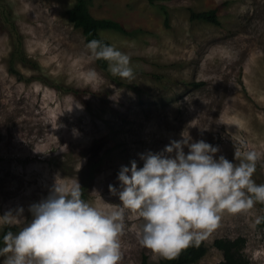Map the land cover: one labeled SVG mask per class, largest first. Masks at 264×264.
Here are the masks:
<instances>
[{"label": "rangeland", "instance_id": "1", "mask_svg": "<svg viewBox=\"0 0 264 264\" xmlns=\"http://www.w3.org/2000/svg\"><path fill=\"white\" fill-rule=\"evenodd\" d=\"M89 1L135 31H101L107 70L69 21L75 0H0L28 60L19 81L0 19V229L33 235L0 263L159 264L197 239V264H221L214 242L243 238L264 264V0Z\"/></svg>", "mask_w": 264, "mask_h": 264}, {"label": "trees", "instance_id": "2", "mask_svg": "<svg viewBox=\"0 0 264 264\" xmlns=\"http://www.w3.org/2000/svg\"><path fill=\"white\" fill-rule=\"evenodd\" d=\"M149 1L151 4H154L155 2H168L173 0ZM89 2V0H75L73 8L68 12L69 21L76 29L83 31L86 42L92 44L96 51V62L98 66L102 70H107L110 62V56L113 55L114 49L107 40L101 37V31H115L126 36L133 35L135 31H129L120 23L113 20L94 18L89 11ZM190 11L191 21L203 22L213 25L220 24L217 10H209L199 13L193 10ZM164 15L166 24L168 25L169 13L164 11ZM0 19L3 24L9 26L8 32L13 43V51L10 60V73L15 75L19 81H24L25 77L15 68L13 64L16 61L27 64L28 60L24 57L22 37L18 32L17 26L11 21L12 16L9 7L5 5L0 6ZM202 85V83L194 84L196 88H199ZM67 91L74 93L76 96L79 94V92L74 89ZM94 160V166L98 165L100 160L98 158ZM92 181L93 178L88 179V181L82 186V193L75 196L81 199L85 198V191L90 188ZM255 200L261 208H264V198L255 196ZM261 225L264 226V218L261 220ZM24 237H33L29 229H21L18 226L6 224L2 229H0V249L12 240L21 239ZM213 246L223 255V261L221 264H250L243 254V249L245 246V239L243 238H238L236 240L218 239L214 242ZM208 251L209 249L207 246L197 239L192 240L187 245H184L180 241H174L167 245L166 252L164 253L159 264H197L207 255ZM142 264H149L148 258L146 256H144Z\"/></svg>", "mask_w": 264, "mask_h": 264}]
</instances>
